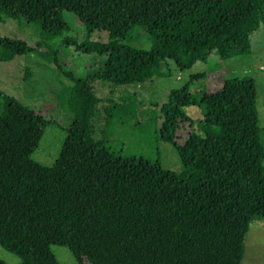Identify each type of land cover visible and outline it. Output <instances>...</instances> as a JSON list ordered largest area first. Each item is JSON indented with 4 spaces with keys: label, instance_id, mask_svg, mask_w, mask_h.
I'll return each instance as SVG.
<instances>
[{
    "label": "trees",
    "instance_id": "obj_1",
    "mask_svg": "<svg viewBox=\"0 0 264 264\" xmlns=\"http://www.w3.org/2000/svg\"><path fill=\"white\" fill-rule=\"evenodd\" d=\"M64 13L74 15L80 36ZM0 14L36 36L31 45L0 33V61L34 53L70 82L53 96L78 145L50 165L34 160L54 122L0 93V247L20 264H58L53 245L77 264H239L250 219L264 217L254 80L225 77L219 89L196 94L182 85L159 106L158 125L140 121H153L156 139L173 145L177 173L161 166L158 150L149 159L114 148L111 131L131 129L140 111L134 94L114 92L159 75L167 60L184 69L212 52L223 60L248 53L250 35L259 26L264 33V0H0ZM139 32L149 44L128 47L131 74L76 76L59 62L65 46L106 56ZM28 74L25 67L21 77ZM189 105L201 106L202 117L187 116ZM262 110L264 134V101ZM177 132L185 133L180 143Z\"/></svg>",
    "mask_w": 264,
    "mask_h": 264
},
{
    "label": "rangeland",
    "instance_id": "obj_2",
    "mask_svg": "<svg viewBox=\"0 0 264 264\" xmlns=\"http://www.w3.org/2000/svg\"><path fill=\"white\" fill-rule=\"evenodd\" d=\"M52 11L58 10L52 9ZM63 18L71 32L80 36L82 30L74 15L64 13ZM0 33L21 37L31 45L36 42L33 28L19 27L14 21L1 14ZM100 37L106 40L107 34H100ZM148 44L147 36L139 32L135 38L123 40L118 49L106 56L82 54L65 46L59 50L58 59L64 69L71 70L76 76L92 73L98 69L107 77L121 72L128 75L135 67L131 62L128 47L146 48ZM249 45V52L238 57L223 60L217 56L216 52H212L206 62H195L191 67L184 69H180L172 60H167L161 65L159 75L142 83L116 87L114 93L125 88L127 91L123 90L120 94H128V92L134 94L137 104H140L138 107L140 111L137 117H131V129L124 127V129L117 128L111 131V134H116L119 139L115 141L114 148L124 155H141L149 159L154 158L158 150L161 166L173 172H179L180 164L173 145L159 138L156 139L152 133V125L148 124L153 121L141 122L157 119V125L159 124V106L166 102L167 95L173 89L187 85L189 94L212 92L220 88L225 77L245 75L254 80L259 140L264 147V134L261 132L264 101V33L261 26L250 35ZM47 65L46 61L34 53L13 56L9 61H0V93L13 95L22 104L39 111L46 119L54 122L45 127L40 142L32 153L33 159L43 165L52 164L64 149L78 150V145L68 137L66 131L70 123V115L60 109L53 96V92L61 88V85H68L70 82L56 69ZM25 67L28 68L29 74L23 79L21 74ZM95 83L99 84L102 81L97 80ZM105 85L107 86V83ZM99 94L101 93L97 92V95ZM184 112L192 119H197L202 117L203 109L201 106L189 105L184 107ZM136 121H141V125L135 126ZM180 129L190 130L184 125L180 126ZM184 134V132H177L180 138L177 140L178 143L182 142ZM243 247L244 253L239 264H264V217L255 215L250 219L244 235ZM50 248L58 264H77L67 248L55 245ZM0 261L2 264L21 263L18 257L1 247Z\"/></svg>",
    "mask_w": 264,
    "mask_h": 264
}]
</instances>
